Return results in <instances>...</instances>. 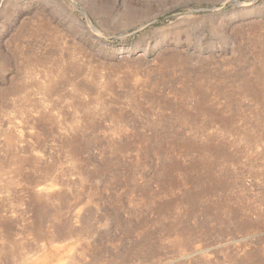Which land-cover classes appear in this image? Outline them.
<instances>
[{
    "label": "rangeland",
    "instance_id": "obj_1",
    "mask_svg": "<svg viewBox=\"0 0 264 264\" xmlns=\"http://www.w3.org/2000/svg\"><path fill=\"white\" fill-rule=\"evenodd\" d=\"M0 264H264V0H0Z\"/></svg>",
    "mask_w": 264,
    "mask_h": 264
}]
</instances>
